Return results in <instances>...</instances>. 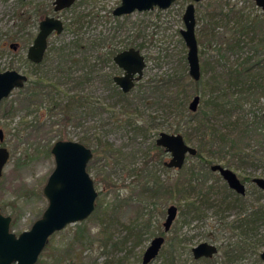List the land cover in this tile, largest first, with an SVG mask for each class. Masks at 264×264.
<instances>
[{"label": "rangeland", "instance_id": "374dc122", "mask_svg": "<svg viewBox=\"0 0 264 264\" xmlns=\"http://www.w3.org/2000/svg\"><path fill=\"white\" fill-rule=\"evenodd\" d=\"M120 1L76 0L70 8L54 13L53 0H0V72L15 70L32 81L43 71L47 79L55 80L53 55L45 57L44 64L31 66L24 63L40 19L54 16L63 22L64 29L60 35H52L48 39L47 50L70 44L76 39L87 40L102 35L107 39L100 51L135 48L143 55L145 68L137 84L154 85L157 82L155 85H163L157 93L156 103L152 105L139 104L137 86L124 101H116L103 79L85 84L83 88L59 84L56 89L48 91L40 105L36 104L29 110L20 104L19 90H14L2 101L0 129L4 140L0 146L5 147L10 156L0 176V211L11 218L10 230L16 235L27 231L47 206L42 189L54 168V160L50 150L49 154L46 150L59 140L74 141L93 152L89 163L92 169L87 172L97 193L95 205L101 199L105 205L117 206L108 226L110 244L124 242L121 249L107 247L106 251H102L99 242H94L82 253L85 262L104 264L105 261L124 258V264H141L142 254L150 241L163 233L166 209L174 205L176 218L165 234L162 249L150 264H262L259 255L264 252V221L253 224L250 231L243 227L244 218L252 211L264 212V195L257 193L261 190L251 181L244 182L242 177L245 174L234 172L245 184L246 194L237 206L235 202L232 206V191L217 173L206 172L195 157H186L179 170L168 169L163 163L169 160V155L164 153L158 159L159 153L152 149L159 133L175 134L170 128L177 122L176 112L183 115L181 125L187 120L185 113L174 107L175 103L169 97L176 82L183 87V78L187 76L189 79L187 49L179 31L184 29L182 15L190 0H177L166 10L135 11L116 18L112 16V10ZM41 8L43 13L39 12ZM254 24L256 31L252 29ZM194 32L200 64L209 59L210 54L213 55L211 50L215 47L240 38L242 49L228 58L229 64H235L253 55L251 46H256L259 40L264 42V13L252 0H201L195 3ZM210 34L214 37L209 42ZM254 36L256 40L251 43ZM12 42L20 45L17 52L8 48ZM259 50L263 51V48ZM89 54L97 56L96 51ZM98 66L102 74L108 72L111 76H118L122 73L117 67L112 69L110 64L99 63ZM168 79L175 83H163ZM188 94L186 111L195 96L194 88L188 89ZM77 95L90 97L95 102L92 109L87 105L65 111L68 98ZM54 100L58 106L52 109L50 106ZM128 103L132 104L131 109L133 106L137 109L119 115L121 110L127 109ZM256 107L264 112V100ZM113 116H116V122ZM185 129L182 128L183 131ZM183 131L178 133L195 148L196 137L191 135V131L187 134ZM96 138L107 143L119 155L108 156V159L103 155L95 156ZM146 168L153 171L166 189V194L153 203L146 193H142L145 186L154 187L151 179L146 178ZM191 170L198 180H193L191 185L184 184V196L202 206L198 217L180 210L186 200L178 201L175 193V182H185ZM253 177L264 179L258 172ZM83 225L90 238L95 239L100 228L98 219H87ZM75 226L69 225L50 238L49 248L39 257L43 264H55V257L71 241ZM203 242L214 245L218 250L209 263L192 258L191 249Z\"/></svg>", "mask_w": 264, "mask_h": 264}, {"label": "trees", "instance_id": "16d2710c", "mask_svg": "<svg viewBox=\"0 0 264 264\" xmlns=\"http://www.w3.org/2000/svg\"><path fill=\"white\" fill-rule=\"evenodd\" d=\"M43 11L42 8L39 9L40 13H43ZM256 28L255 24L252 25L254 31H256ZM213 37H209L208 41L210 42ZM106 39V37L99 35L87 38V40L76 39L70 44L50 48L47 51L46 58L50 55L54 56L53 60L56 64L52 69L57 74L54 77L55 80L47 79L46 73L43 71L34 80H28L24 88L19 90L22 107L29 110L36 104L40 105L41 100L47 96L45 92L56 89L59 84H74L83 88V85L93 84L99 79H103L104 84L111 88L112 96L116 101H124L128 94H123L118 90L113 83V75L111 76L108 72L102 74L100 72L101 68L98 66L101 63L102 65L110 64L112 69L116 68L112 62L116 50L106 49L100 51ZM255 40V36L250 39L251 43ZM260 47L263 48V51L259 50ZM238 49H242L240 38L230 40L227 44L218 48L215 47L211 50L213 55L210 54L209 59L200 64L201 78L198 82L191 81L187 76L183 78L185 80L183 87L176 82L169 100L175 103L174 107L185 113L187 120L184 125H181L183 115L176 112L177 122L170 130L177 134L179 131H183L182 128L185 127L183 133L192 132L191 135L195 136L197 140L195 158L202 164L206 172L207 170L210 171L209 167L211 165L220 164L234 172L245 174L242 180L250 182L252 175L256 172L264 177V112L256 107L260 101L264 100V42L259 40L256 46H251L253 55L235 64H229L228 58ZM90 51H96L97 56H91ZM77 54L78 57H76ZM24 63L33 65L27 59L24 60ZM213 63L214 66H210ZM167 82L175 83L172 79H168L163 83L167 84ZM155 84L157 82L154 85H151V83L136 84L139 104L152 105L156 103L157 93L163 85L158 86ZM190 88H194V95L199 96L200 99L195 113L185 109L186 100L189 96L188 89L190 90ZM90 99V97L71 96L66 101L64 109L68 111L71 108H77V106L87 105L88 108L92 109L90 105L92 103L93 106L95 102H91ZM131 105V103H128L126 110L120 109L121 113L119 115L129 114V112L137 109L136 106L131 109ZM57 106L54 100L50 107L55 109ZM113 117L116 122V116ZM95 142L96 148L93 150L95 156L103 155L105 159H108V156L116 157L115 155H119L118 153L115 154L113 149L99 138H96ZM152 149L159 153L158 159L164 154L162 148H158L156 145H153ZM49 150H46V154H49ZM89 169H92V164L87 166V171ZM144 173H146L147 179H151L154 187L145 186L142 193H146L150 203H153L155 199H159L166 194V189L155 178L153 171L146 168ZM246 173H248L247 176ZM193 180L198 179L194 171L191 170L189 178L185 182L176 181L174 186L178 201L186 200V203L180 206V210L187 211V214L192 215V217H198L197 214L200 212L201 205L188 201L187 197L184 196V184L191 185ZM257 193L264 195L262 191H257ZM232 195L231 205L234 206L235 202V206H237L239 201L243 200V197L233 192ZM103 203L101 199L97 200L94 212L88 218V220L96 218L100 223L95 239L90 238L83 225L84 221L77 223L71 241L62 249L63 252L55 257V264H91L85 262L82 253L85 249L90 248L94 242L100 243L99 247L102 251H106L107 247H112L115 250L121 249L124 242H112L110 244L111 236L108 235V226L111 225L117 206L113 207ZM260 221H264V212L252 211L244 218L243 227L250 231V229H253V224ZM48 248L49 246L45 249ZM197 261L209 263L210 260L200 259ZM43 263V260H38L36 264ZM104 264H124V258L105 261Z\"/></svg>", "mask_w": 264, "mask_h": 264}, {"label": "water", "instance_id": "95a60500", "mask_svg": "<svg viewBox=\"0 0 264 264\" xmlns=\"http://www.w3.org/2000/svg\"><path fill=\"white\" fill-rule=\"evenodd\" d=\"M201 0H190L185 7L182 21L184 29L179 31L187 49L186 62L188 76L191 81L198 82L201 78V68L198 56V46L195 37V3ZM257 8L264 13V0H252ZM75 0H54L53 11L60 12L70 8ZM176 0H121L112 11L114 17L129 15L133 12H148L157 8L166 10ZM63 31L62 22L54 17H45L38 24V32L28 47L26 59L34 65L42 63L47 48V38ZM16 51L17 44H10ZM114 65L123 74L113 77V83L123 94L128 93L143 76L145 60L138 49L129 48L115 54L112 58ZM28 77L15 70L0 72V103L7 99L14 90L23 89ZM199 96H194L188 104V110L195 113L199 106ZM4 135L0 129V143ZM155 145L169 155L164 163L168 169H181L186 157H195L196 148L188 145L181 134L161 132L155 140ZM53 156L54 168L48 176L42 189L47 206L41 216L34 221L27 231L18 235L10 230L11 218L4 216L0 211V264H36L40 255L49 243L50 238L74 225L87 220L95 209L97 193L93 181L86 168L92 159V151L81 143L74 141H56L50 148ZM9 152L0 146V176L9 159ZM212 173H217L228 188L239 196L245 195V187L237 175L230 169L213 164L209 167ZM252 183L264 192V179L253 178ZM177 208L170 205L166 209L163 230L167 232L176 218ZM164 243V238H153L144 250L141 264H150L157 256ZM217 253V248L208 243H200L191 249L193 260L210 259ZM264 264V252L259 255Z\"/></svg>", "mask_w": 264, "mask_h": 264}, {"label": "flooded vegetation", "instance_id": "af4514ba", "mask_svg": "<svg viewBox=\"0 0 264 264\" xmlns=\"http://www.w3.org/2000/svg\"><path fill=\"white\" fill-rule=\"evenodd\" d=\"M53 1H54V0H53ZM75 1H76V0H75ZM176 1H177V0H176ZM74 3H75V2H74ZM189 3H190V2H189ZM189 3H188V4H189ZM188 4H187V5H188ZM187 5H186V6H187ZM194 6H195V4H194ZM115 8H116V7H115ZM115 8H114V9H115ZM114 9H113V10H114ZM52 10H53V5H52ZM113 10H112V11H113ZM53 12H54V11H53ZM60 12H61V11H60ZM54 13H55V12H54ZM56 13H58V12H56ZM112 16H113V15H112ZM45 17H54V16H44V17H42L40 20H42V19L45 18ZM121 17H123V16H121ZM54 18H56V17H54ZM116 18H120V17H116ZM57 19H58V18H57ZM59 20H60V19H59ZM60 21H61V20H60ZM39 22H40V21H39ZM61 22H62V21H61ZM38 24H39V23H38ZM62 25H63V22H62ZM63 29H64V25H63ZM37 32H38V31H37ZM62 32H63V31H62ZM62 32H61V33H62ZM52 35H53V36H58V35H56L55 33H52V34L47 38V48H46V50H45V53H44V57H43L42 62L45 60V57H46V55H47V51H48V50H47V49H48V39H49ZM59 35H60V34H59ZM35 36H36V35H35ZM32 42H33V41H32ZM10 44H17V49H16V51H13V50L9 47ZM19 47H20V45H19L18 43H15V42H12V43H9V44H8V48H9L12 52H17V50L19 49ZM128 49H129V48H128ZM134 49H135V48H134ZM122 51H124V49L116 50V53H115V54H117V53H119V52H122ZM26 53H27V52H26ZM113 64H114V63H113ZM122 74H123V72H122L120 75H122ZM120 75H118V76H120ZM113 77H114V76H113ZM137 83H139V82H137ZM137 83H135L134 87H133L128 93H130V92L135 88V86H136ZM25 85H26V84H25ZM117 88H118V87H117ZM20 90H21V89H20ZM118 90H120V89L118 88ZM48 91H50V90H48ZM48 91L45 92L47 96H48V93H49ZM128 93H126V94H128ZM47 96H46V97H47ZM76 97H79V95H77ZM84 97H85V96H84ZM85 98H86V97H85ZM90 100H91V99H90ZM3 101H4V100H3ZM91 102H93V101L91 100ZM90 106H92V103H91ZM77 108H78V106H77ZM158 148H160V147H158ZM164 153H165V152H164ZM92 154H93V152H92ZM165 154H166V153H165ZM167 155H168V154H167ZM92 158H93V156H92ZM91 160H92V159H91ZM91 160H90V161H91ZM90 161H89V163H90ZM89 163H88V165H89ZM164 163H165V162H164ZM164 163H163V165H164ZM88 165H87V166H88ZM164 167H165V165H164ZM86 170H87V168H86ZM233 172H234V171H233ZM253 178H254V177H253ZM253 178H252V179H253ZM238 179H239V178H238ZM252 179H251V182H252ZM92 181H93V180H92ZM240 182H241V180H240ZM241 183H242V184L244 185V187H245V184H244L243 182H241ZM225 184H226V183H225ZM226 186H227V185H226ZM227 187H228V186H227ZM228 189H229V188H228ZM229 190H230V189H229ZM231 191H232V190H231ZM232 192L235 193L234 191H232ZM262 192H263V191H262ZM235 194H236V193H235ZM245 194H246V188H245ZM236 195H238V194H236ZM238 196H239V195H238ZM244 196H245V195H244ZM244 196H240V197H244ZM162 227H163V224H162ZM169 230H170V229H169ZM169 230H168V231H169ZM168 231H167V232H168ZM167 232H164V230H163V233H162V234H159V235H157V236H155V237H159V236L163 237V238H164V243H165V234H166ZM155 237H154V238H155ZM164 243H163V245H164ZM163 245L161 246V249H162ZM216 248H217V247H216ZM161 249H160V250H161ZM217 251H218V250H217ZM159 252H160V251H159ZM158 254H159V253H158ZM216 254H217V253H216ZM202 259H205V258H202ZM210 259H211V258H210ZM210 259H209V260H210ZM199 260H200V259H199Z\"/></svg>", "mask_w": 264, "mask_h": 264}]
</instances>
